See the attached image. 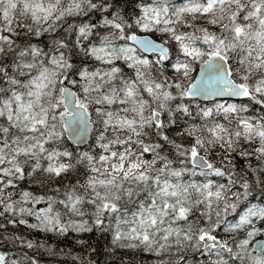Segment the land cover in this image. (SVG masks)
<instances>
[{
  "label": "snow or ice",
  "instance_id": "1",
  "mask_svg": "<svg viewBox=\"0 0 264 264\" xmlns=\"http://www.w3.org/2000/svg\"><path fill=\"white\" fill-rule=\"evenodd\" d=\"M0 264H264V0H0Z\"/></svg>",
  "mask_w": 264,
  "mask_h": 264
}]
</instances>
